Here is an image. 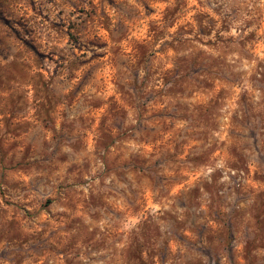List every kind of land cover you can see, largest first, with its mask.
<instances>
[{"label": "rangeland", "instance_id": "obj_1", "mask_svg": "<svg viewBox=\"0 0 264 264\" xmlns=\"http://www.w3.org/2000/svg\"><path fill=\"white\" fill-rule=\"evenodd\" d=\"M0 264H264V0H0Z\"/></svg>", "mask_w": 264, "mask_h": 264}]
</instances>
